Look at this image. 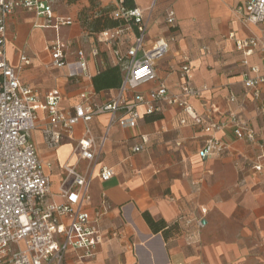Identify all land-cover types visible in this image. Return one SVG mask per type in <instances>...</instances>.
Returning a JSON list of instances; mask_svg holds the SVG:
<instances>
[{"label": "crops", "instance_id": "crops-1", "mask_svg": "<svg viewBox=\"0 0 264 264\" xmlns=\"http://www.w3.org/2000/svg\"><path fill=\"white\" fill-rule=\"evenodd\" d=\"M101 1L103 7L120 6L119 0ZM134 2L135 9L150 15L146 46L158 39L170 40L168 56L157 64L159 80L178 91L182 81L177 63L188 56L193 68L192 85L201 90L199 96L188 98L196 114L223 123L235 114L257 138L253 142L237 140L231 129H225L217 134L227 146L225 154L203 161L199 151L207 133L188 114L164 106L156 113L160 117L152 120L140 106L141 119L136 128L118 124L111 128L94 169L91 200L85 209L95 214L106 202L100 222L105 241L95 258L80 260L78 254L69 252L62 264H264V173L252 169L255 162L264 164V86L257 99L244 85L246 76H255L253 67L264 73V60L259 50L246 56L235 44L238 39L263 37L264 24H249L237 14L241 0ZM88 4L89 0H54L56 14L76 22L58 32L43 26V20L25 9L17 10L8 23L7 57L18 70L20 81L34 88L41 100L49 91L60 90L63 110L79 104L83 92L98 104L118 97L117 89L95 92L92 78L105 66L115 65V50L125 52L137 35L131 28L113 48L98 43V37L97 41L89 37L77 21L78 10ZM171 9L176 14L172 27L166 24ZM62 30L67 31L61 38ZM58 37L66 46L69 63L78 60L77 51L85 53L86 72L79 79L70 78L67 67L45 68L52 61L49 46ZM101 46L108 50L102 53ZM94 49L99 50L97 56L92 54ZM157 83L146 84L138 92L146 93ZM134 94L129 91L125 97L131 100ZM231 96L236 101L231 102ZM110 117L109 112L101 113L90 122L97 141L105 134ZM47 122L46 113L40 111L31 139L42 161L52 164L47 173L52 179V192L57 193L64 177L62 166L86 126L80 122L72 138L62 132L61 146L50 150L41 130ZM143 138L147 140L145 150L134 153L132 148L142 144ZM103 166L115 171L108 181L96 176ZM86 167V161L78 166L83 172ZM56 200L62 201L59 197ZM145 213L165 221V231L154 233Z\"/></svg>", "mask_w": 264, "mask_h": 264}, {"label": "built area", "instance_id": "built-area-1", "mask_svg": "<svg viewBox=\"0 0 264 264\" xmlns=\"http://www.w3.org/2000/svg\"><path fill=\"white\" fill-rule=\"evenodd\" d=\"M53 4L54 0H0V264H62L69 252L78 254L80 260L96 257L105 241L100 222L107 204L103 202L101 210L95 214L85 209L91 200L94 169L111 128L116 124L123 128H136L141 119L140 106L145 107L147 115L161 112L164 106L176 107L188 114L207 133L199 151L203 161L225 154L227 146L217 136L225 129H231L237 140L253 142L257 138L235 114L224 123L196 114L188 98L199 96L201 90L192 85L193 68L188 56H183L177 63L182 81L178 91H172L159 80L157 64L168 56L170 40L158 39L147 47L150 15L145 16L139 9H125L122 1L114 16L127 22L134 21L138 25V33L125 52L115 50V64L120 65L123 71L118 97L98 104L88 92H83L81 102L70 110L60 108L62 94L58 89L49 91L41 100L34 88L20 81L18 70L8 60L7 31L9 20L19 9L34 12L43 20V26L57 32L63 27H71L75 20L56 14ZM236 12L249 24H264V0H241ZM175 22L176 14L171 9L167 12L166 24L172 27ZM131 28V23H128L126 27L102 32L97 36L98 43L111 47ZM235 44L246 56L259 50L264 60V36L238 39ZM49 50L51 67H67L68 75L73 79H79L86 72L83 50L77 51L78 60L73 63L67 61L66 46L59 37L50 44ZM98 52L94 49L92 54L97 56ZM22 61L29 64L26 57H22ZM244 64H248L247 60ZM252 72L255 76H246L244 85L259 99L264 73L257 66L252 68ZM151 82H158L157 86L146 93L138 92L139 88ZM129 91L135 92L131 100L125 97ZM230 101L234 102L236 98L231 96ZM40 111L46 113L48 120L41 130L50 150L61 146L62 132L72 138L80 122L86 126L82 138L62 166L64 177L57 193L52 192V179L47 173L52 164L42 161L31 139L38 126ZM106 112L111 114L110 121L105 134L97 141L89 124L95 116ZM119 112L121 116H118ZM181 123L185 124L186 120ZM146 142L143 138V143L135 145L132 151H144ZM73 159L76 161L72 164ZM81 161L87 162L84 172L78 168ZM252 169L262 174L264 164L255 162ZM96 176L108 181L115 176V171L103 166ZM57 197L62 201L58 202Z\"/></svg>", "mask_w": 264, "mask_h": 264}, {"label": "trees", "instance_id": "trees-1", "mask_svg": "<svg viewBox=\"0 0 264 264\" xmlns=\"http://www.w3.org/2000/svg\"><path fill=\"white\" fill-rule=\"evenodd\" d=\"M71 3L78 0H69ZM122 1V6L127 10H133L136 8L134 0H119ZM92 2V0H91ZM88 6L83 7L79 14L77 21L82 23L83 29L91 36L97 37L100 33L113 30L116 28L126 27L128 23H131L133 31L138 33V25L134 21L127 22L123 18H117L114 16L116 10H96V16L89 17L86 15ZM110 12H112L110 14ZM84 17V18H82ZM115 45V44H114ZM123 81V71L120 65H107L105 68L99 70V72L92 78V84L95 92L108 91L112 89L119 90ZM152 120L158 119L160 115L152 114L147 115ZM145 220L154 233L165 231L167 224L163 220H155L148 213L144 214Z\"/></svg>", "mask_w": 264, "mask_h": 264}, {"label": "rangeland", "instance_id": "rangeland-1", "mask_svg": "<svg viewBox=\"0 0 264 264\" xmlns=\"http://www.w3.org/2000/svg\"><path fill=\"white\" fill-rule=\"evenodd\" d=\"M70 2V1H69ZM71 3V2H70ZM103 4H102V1L101 0H92V2H91V0H89V4H88V11L86 12V15H88L89 17H94V16H96V13H95V11L97 10H99V9H103V10H112V11H114V10H118L117 9V5L116 4H114V5H107V6H102ZM121 5V4H120ZM120 7V6H119ZM81 10H83V8H81V9H79L78 10V12H77V15H78V18H79V14H80V12H81ZM112 12H110V14H111ZM82 18H84V17H82ZM76 24V22L73 24V25H75ZM72 25V26H73ZM80 26H81V28L83 29V26H82V23L80 22ZM67 30H62V32H61V34L59 33V37H65V32H66ZM44 32H48V30H44ZM89 37H93L94 38V40H96L97 41V39H95L96 37L95 36H89ZM95 42V41H94ZM87 44V43H86ZM76 45V44H75ZM114 46H112V48H113ZM101 52L102 53H104V52H106V50H108L107 49V47L106 46H101ZM45 68L46 69H51V63L50 62H47V64H46V66H45Z\"/></svg>", "mask_w": 264, "mask_h": 264}]
</instances>
